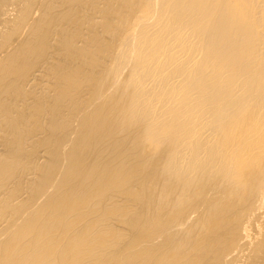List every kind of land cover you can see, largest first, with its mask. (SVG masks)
<instances>
[{
    "label": "bare ground",
    "instance_id": "6f19581e",
    "mask_svg": "<svg viewBox=\"0 0 264 264\" xmlns=\"http://www.w3.org/2000/svg\"><path fill=\"white\" fill-rule=\"evenodd\" d=\"M0 264H264V0H0Z\"/></svg>",
    "mask_w": 264,
    "mask_h": 264
}]
</instances>
